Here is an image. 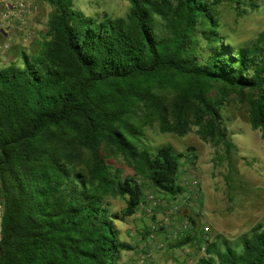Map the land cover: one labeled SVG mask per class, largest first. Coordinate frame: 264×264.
<instances>
[{"label":"trees","instance_id":"1","mask_svg":"<svg viewBox=\"0 0 264 264\" xmlns=\"http://www.w3.org/2000/svg\"><path fill=\"white\" fill-rule=\"evenodd\" d=\"M48 1L38 52L0 68V264H119L132 244L116 219L142 204L139 176L175 197L183 157H196L171 144L143 149L147 124L181 135L198 125L229 151L223 108L234 98L264 132V29L251 45L219 29L222 3L241 13L258 4L129 0L126 15L98 18L74 0ZM114 154L134 174L113 166ZM117 196L127 201L119 211ZM206 249L194 264H264V221Z\"/></svg>","mask_w":264,"mask_h":264},{"label":"rangeland","instance_id":"2","mask_svg":"<svg viewBox=\"0 0 264 264\" xmlns=\"http://www.w3.org/2000/svg\"><path fill=\"white\" fill-rule=\"evenodd\" d=\"M4 0H0V4ZM37 12L27 16L19 28H0V68L17 63L23 65L22 50L33 54L38 52L47 35L52 4L48 0H34ZM257 6H246L241 13L238 5L224 2L219 6L220 31L227 41L236 45H251L264 29V0H253ZM73 6L87 14L102 17L105 11L111 15H126L130 9L129 0H74ZM2 10H0V19ZM11 27V26H10ZM26 37V38H25ZM10 41L11 46L2 53L1 45ZM249 105L237 99L227 101L223 108L228 133L234 142L227 151L223 142L205 139L192 125L185 134L163 131L158 120L145 126L140 141L141 147L154 152L160 145L171 144L177 151L195 153L194 162L183 157L180 174L181 183L190 175V168L196 169L201 178V197L182 206V212L168 214L167 204L172 196L155 186L145 177L139 176L144 186V200L138 210L124 219H116L121 238L132 246L122 250L119 264H194L207 254L200 243L207 233L208 242L224 239L235 241L240 234L253 225L264 221V132L254 127L249 118ZM193 146L192 149H189ZM113 166L123 169V175L134 174L122 154L108 157ZM113 210H121L126 198H111ZM191 224L181 227L183 221ZM152 223H158L155 237L150 236ZM210 227L206 231L205 226ZM180 227L179 236L174 230ZM190 239L179 240L185 235ZM161 243V244H160ZM206 243V242H205ZM175 248V249H173Z\"/></svg>","mask_w":264,"mask_h":264},{"label":"built area","instance_id":"3","mask_svg":"<svg viewBox=\"0 0 264 264\" xmlns=\"http://www.w3.org/2000/svg\"><path fill=\"white\" fill-rule=\"evenodd\" d=\"M3 8H2V29L8 28L11 25L17 21L16 25H19V28H22L21 26L26 22V18L28 15H31L35 12H37V4L34 0H4L2 2ZM19 19V20H17ZM7 30V29H6ZM26 38V37H25ZM11 46L10 41H6L1 45L2 53H5L6 50ZM190 175L188 177L186 176L183 180V185L185 186V189L181 192H179L175 197L173 195L172 199L170 200V203L167 204V213L173 214L176 212L182 211V206L187 204L189 201H196L200 199L201 197V178L196 169L193 167L190 168L189 171ZM189 221H183L182 226L184 228H187L190 226ZM180 227L177 226V228L174 230V234H177L175 236H179ZM159 229L158 223H152L150 227V236L155 237V233ZM206 231H209L210 227L208 225L205 226ZM208 234H205V238L200 243L201 248L204 250L206 249V246L208 244ZM206 242V243H205Z\"/></svg>","mask_w":264,"mask_h":264},{"label":"crops","instance_id":"4","mask_svg":"<svg viewBox=\"0 0 264 264\" xmlns=\"http://www.w3.org/2000/svg\"><path fill=\"white\" fill-rule=\"evenodd\" d=\"M2 8H3V4L1 3L0 4V10H2ZM1 16H2V13H1ZM29 16V15H28ZM17 20H19V19H17ZM16 23H17V21H15V23L13 24V25H11V27H8V28H13L14 26H16ZM1 24H2V20L0 19V27H1ZM18 27H19V25H17ZM8 28H6L7 30H8ZM5 29V30H6ZM161 244V243H160ZM173 249H175V248H173Z\"/></svg>","mask_w":264,"mask_h":264},{"label":"water","instance_id":"5","mask_svg":"<svg viewBox=\"0 0 264 264\" xmlns=\"http://www.w3.org/2000/svg\"><path fill=\"white\" fill-rule=\"evenodd\" d=\"M0 207H1V202H0ZM0 219H1V212H0Z\"/></svg>","mask_w":264,"mask_h":264}]
</instances>
